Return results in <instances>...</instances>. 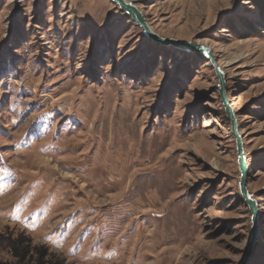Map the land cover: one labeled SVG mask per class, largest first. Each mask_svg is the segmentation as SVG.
Segmentation results:
<instances>
[{
	"label": "rangeland",
	"instance_id": "rangeland-1",
	"mask_svg": "<svg viewBox=\"0 0 264 264\" xmlns=\"http://www.w3.org/2000/svg\"><path fill=\"white\" fill-rule=\"evenodd\" d=\"M222 69L264 264V19L253 0H131ZM264 3V0H257ZM210 62L110 0H0V261L238 264L251 216Z\"/></svg>",
	"mask_w": 264,
	"mask_h": 264
},
{
	"label": "water",
	"instance_id": "water-1",
	"mask_svg": "<svg viewBox=\"0 0 264 264\" xmlns=\"http://www.w3.org/2000/svg\"><path fill=\"white\" fill-rule=\"evenodd\" d=\"M112 4L119 8L121 12L127 15L141 30L143 35L160 45L166 47H173L187 50L191 53H198L204 58H206L213 67L215 75L218 81V92L221 103L223 105L225 114L227 119L230 122V130L232 136L235 139V148H236V156H237V168L239 172V179H238V191L245 201L248 210L251 216V230H250V239L249 243L243 253L242 258L238 262V264H247L249 257L252 252V245L255 239V230H256V221L258 218V208L256 201L252 197V195L248 192L246 188V163H245V153L243 149L242 137L238 130V124L234 116V112L230 106L229 99L226 95V87H225V80L224 74L222 69L215 63L214 57L208 47L205 45H198V44H191L189 42L183 40H176L161 37L155 34L151 28L148 26L146 19L144 18L142 12L138 9V7L133 3L131 0H110Z\"/></svg>",
	"mask_w": 264,
	"mask_h": 264
},
{
	"label": "trees",
	"instance_id": "trees-1",
	"mask_svg": "<svg viewBox=\"0 0 264 264\" xmlns=\"http://www.w3.org/2000/svg\"><path fill=\"white\" fill-rule=\"evenodd\" d=\"M257 8L260 10V16L264 19V3H261L257 0H253ZM264 30V25H261ZM6 243H4V247H6L14 256L13 262H1L0 264H40V259L37 261H30L29 258V250L27 248L22 247V242L19 238L10 239L7 238Z\"/></svg>",
	"mask_w": 264,
	"mask_h": 264
},
{
	"label": "bare ground",
	"instance_id": "bare-ground-1",
	"mask_svg": "<svg viewBox=\"0 0 264 264\" xmlns=\"http://www.w3.org/2000/svg\"><path fill=\"white\" fill-rule=\"evenodd\" d=\"M222 66H220V68H221Z\"/></svg>",
	"mask_w": 264,
	"mask_h": 264
}]
</instances>
